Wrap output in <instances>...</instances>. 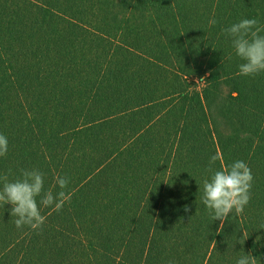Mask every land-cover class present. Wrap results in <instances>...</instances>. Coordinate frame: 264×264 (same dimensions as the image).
I'll use <instances>...</instances> for the list:
<instances>
[{"label":"trees","instance_id":"1","mask_svg":"<svg viewBox=\"0 0 264 264\" xmlns=\"http://www.w3.org/2000/svg\"><path fill=\"white\" fill-rule=\"evenodd\" d=\"M245 18L264 0H0V176L70 180L40 231L0 206V264H264V72L223 31ZM213 155L254 177L222 225Z\"/></svg>","mask_w":264,"mask_h":264},{"label":"clouds","instance_id":"2","mask_svg":"<svg viewBox=\"0 0 264 264\" xmlns=\"http://www.w3.org/2000/svg\"><path fill=\"white\" fill-rule=\"evenodd\" d=\"M217 21L209 20V25ZM231 39L236 56L242 63L239 74L255 76L264 72V29L258 26L255 18L241 19L223 30ZM8 150V140L0 134V157H4ZM219 158L210 157L209 177L203 180L202 202L212 215V220H220L221 225L235 211L241 214L251 200L252 181L254 179L251 168L243 160H237L231 165H222L219 170H213ZM55 183L59 191L44 189V174L37 169H22L21 176L10 181L7 175L0 176V206L11 205V216L16 217L14 224L17 229L25 226L33 231L42 230L47 217L41 208L61 211L65 203L70 202L68 186L70 180L66 176H57ZM186 211L189 209L185 208ZM243 244V241L240 242ZM236 264H256L254 256H242Z\"/></svg>","mask_w":264,"mask_h":264}]
</instances>
